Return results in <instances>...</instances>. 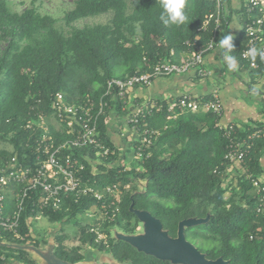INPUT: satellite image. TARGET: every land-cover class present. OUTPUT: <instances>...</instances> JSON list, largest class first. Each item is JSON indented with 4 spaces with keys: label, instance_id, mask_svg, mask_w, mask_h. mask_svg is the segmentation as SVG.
Masks as SVG:
<instances>
[{
    "label": "trees",
    "instance_id": "trees-1",
    "mask_svg": "<svg viewBox=\"0 0 264 264\" xmlns=\"http://www.w3.org/2000/svg\"><path fill=\"white\" fill-rule=\"evenodd\" d=\"M215 10L212 0H185L186 21L165 25L159 18L163 11L160 0H75L63 16V29L52 16L41 14L34 1L16 12L7 0H0V144L10 148L0 149V166L13 155L22 163L32 164L35 141L42 131L31 132L25 125L36 123L40 114L55 144L69 138L61 129L57 132L50 120V100L54 94L60 93L66 103L78 105L87 98L99 99L109 80L148 73L158 61L176 62L174 57L186 52L185 43L196 38L197 26ZM103 14L110 15L105 24L82 28L73 25ZM224 28L222 17L215 32L211 26L199 35V44L212 37L217 42ZM235 42L237 46L231 54L242 61L240 53L246 39L242 34V41ZM255 59L257 69L242 62L255 76H264V59ZM157 102L161 109L153 110L146 126L158 131L159 136L138 172L123 171L124 165L115 156L100 160L93 171L91 162L80 155L88 151L76 152L84 166L81 187L100 191L118 183L129 185L113 220L100 224L80 222L78 218L95 208L97 201L93 196H80L76 202L69 197L60 210L44 211L40 216L52 225H73L77 245L65 244L69 238L63 234L64 229L50 245L44 235L31 229L30 220L38 213L32 212L30 201H26L19 230L24 241L3 234L0 264H37L29 252L21 249L28 246H48L55 259L68 264L85 261L90 251L105 253L118 264H172L138 252L114 237L113 231L137 234L140 223L130 212L131 206L158 219L170 238L176 237L179 222L209 215L207 223L185 231L191 232L192 241L214 243L200 248L206 258H221L229 264H264V205L259 207L261 196L245 175L238 176L235 185L227 184L225 170L229 165L224 155L228 142L218 130L215 116L176 111L172 119L169 102ZM121 106L118 99L109 103L98 123L100 139L116 153L118 149L107 136V120L113 110L124 115ZM258 129L264 131L261 126L237 130V137L244 139ZM249 144L244 169L264 187V135ZM13 209L14 201L7 195L5 213ZM95 227L106 235V244L95 242L97 234L90 232Z\"/></svg>",
    "mask_w": 264,
    "mask_h": 264
},
{
    "label": "built area",
    "instance_id": "built-area-1",
    "mask_svg": "<svg viewBox=\"0 0 264 264\" xmlns=\"http://www.w3.org/2000/svg\"><path fill=\"white\" fill-rule=\"evenodd\" d=\"M215 2L214 13L204 17L196 28L197 36L192 41L185 43L186 57L180 62L170 60L158 61L151 71L143 74H135L125 80L112 79L106 83L104 94L97 100L87 98L78 105L65 102L64 96L56 93L51 97L50 108L52 111L50 120L56 131L62 132L69 138L60 144H55L49 135L48 126L42 114L38 115L36 123L27 122L25 127L31 132L36 129L42 131V135L35 141L33 149L32 164H25L18 160L16 155L6 159L0 166V237L8 234L14 239L22 242L23 235L20 233V219L26 201H30L32 212H37L38 217L44 211L60 210L63 201L69 197L76 202L80 196H93L97 206L84 214L86 221L100 224L111 221L119 213L121 198L129 185L114 184L95 191L90 187H81L82 171L84 166L80 163L82 159L89 160L92 169L100 160L109 156H115L116 160L124 165L123 171L134 169L141 170L142 163L149 157V150L157 140L159 132L146 126V120L153 110H160L161 105L157 101L145 104H134L132 98L127 94L135 88H148L153 80L171 75H182L193 71L197 78L206 79L210 72L203 67V58L217 47L212 37L208 42L199 44L200 34L207 32L212 26L213 32L219 27L223 16L222 0ZM247 22L243 26L246 42L240 53V59L247 63L250 69H257L256 59L252 57V50L256 56L264 53V0H248L245 5ZM255 56V57H256ZM116 99L122 101L120 111L124 113V123L135 135L130 147V154L121 151L117 153L106 146L99 137L98 123L109 103ZM129 104H131L129 106ZM204 112L215 116L216 126L222 137L228 142L224 160L228 163V169L235 163L242 167L243 174L247 180H251L252 186L259 194V207L264 205V187L259 180L251 179L247 175L244 166L250 149L249 142L254 138L263 136L264 132L255 130L246 138L237 137V129L234 124L221 125L219 120L222 116L223 107L216 91L208 98L196 99L191 96H182L168 104V112L173 117L174 112ZM171 117V118H172ZM170 118V117H168ZM68 153H63V151ZM89 154H93L91 159ZM91 159V160H90ZM120 159V160H119ZM115 160V161H116ZM10 195L14 201V209L11 213H5V199ZM259 212V209H258ZM37 218V217H36ZM97 234L96 243L106 244V235L99 233L95 227L90 230Z\"/></svg>",
    "mask_w": 264,
    "mask_h": 264
},
{
    "label": "crops",
    "instance_id": "crops-1",
    "mask_svg": "<svg viewBox=\"0 0 264 264\" xmlns=\"http://www.w3.org/2000/svg\"><path fill=\"white\" fill-rule=\"evenodd\" d=\"M247 1L226 0L223 3L222 17L225 19V28L221 31L220 38L216 42L217 47L203 58V67L210 72L208 78L199 79L193 71L182 75L161 77L153 80L148 88H135L127 94V98L131 97L134 104H145L147 101L168 103L182 96L204 99L216 91L223 107L219 120L221 125L234 124L240 132L248 130L249 127L261 126L264 128V76H255V73L248 69L245 63L231 54V50L220 48L218 43L224 35L231 34L233 36L232 49H235L237 46L235 41H242V34L245 37L243 26L246 23L245 5ZM226 54L235 58L234 68L228 67L225 60ZM185 57L184 52L175 56L174 60L178 63ZM175 116L176 114L172 119ZM107 132L114 147L129 155L135 135L125 125L123 114L120 115L114 110L110 112L107 120ZM262 166L264 167V156ZM242 174V167L235 163L226 173L227 184L235 185L237 177ZM46 236L44 234V239ZM48 244L50 243L48 242Z\"/></svg>",
    "mask_w": 264,
    "mask_h": 264
},
{
    "label": "water",
    "instance_id": "water-1",
    "mask_svg": "<svg viewBox=\"0 0 264 264\" xmlns=\"http://www.w3.org/2000/svg\"><path fill=\"white\" fill-rule=\"evenodd\" d=\"M132 212L142 226L141 234L124 235L115 232L114 237L117 240L126 242L138 252L152 256L161 261H169L172 264H228L227 261L217 259L215 261L206 260L204 255L199 253L185 238L184 231L189 228H195L208 222L209 215L204 219H187L178 223L175 238H170L158 219L151 216L146 211H137L130 207ZM29 252L37 261V264H68L61 262L53 256L52 249L47 248L42 251L33 246L21 247ZM77 264H95L92 262H80ZM107 264H117L108 261Z\"/></svg>",
    "mask_w": 264,
    "mask_h": 264
},
{
    "label": "rangeland",
    "instance_id": "rangeland-1",
    "mask_svg": "<svg viewBox=\"0 0 264 264\" xmlns=\"http://www.w3.org/2000/svg\"><path fill=\"white\" fill-rule=\"evenodd\" d=\"M8 4L12 11L20 12L24 8L29 7L30 4L34 1V5L37 7L38 11L43 15H49L52 16L54 19L57 20V25L59 27H62L64 29L63 24V16L66 11L71 9L74 5L75 0H7ZM110 15L109 14H103L87 19H83L81 21H78L74 23L73 25L77 28H82L83 26H92L97 24H105L109 21ZM67 31V29H66ZM54 122H52L53 124ZM5 148L10 150V148L7 145L0 144V149ZM168 205H172L171 202H167ZM78 220L82 223L86 222V218L79 217ZM90 222V221H89ZM31 229L34 232L41 233L42 235L46 234L45 240L50 243V245L53 244V237L59 233L61 229H64V233L66 236H68L69 240L65 243L68 247L77 245L76 241V229L73 225L67 224V225H52L50 224L46 219L43 217H37L35 219L30 220ZM45 232V233H44ZM115 232L113 231V235ZM142 232V226L140 224L139 230L137 234H141ZM119 233V232H118ZM136 234V235H137ZM186 240L188 242L193 243L192 238L188 234V236H185ZM203 242V241H198ZM207 243V242H206ZM48 246H42L40 250L46 251ZM38 249V248H37Z\"/></svg>",
    "mask_w": 264,
    "mask_h": 264
},
{
    "label": "clouds",
    "instance_id": "clouds-1",
    "mask_svg": "<svg viewBox=\"0 0 264 264\" xmlns=\"http://www.w3.org/2000/svg\"><path fill=\"white\" fill-rule=\"evenodd\" d=\"M161 7L163 11L160 14V20L165 24H183L187 17L183 11L185 6V0H160ZM233 36L231 34L224 35L219 40V47L222 49L231 50L233 48L232 44ZM256 51L252 50L251 55L253 58L256 56ZM261 58L264 59V53H261ZM225 60L229 68L235 67V58L229 55H225Z\"/></svg>",
    "mask_w": 264,
    "mask_h": 264
},
{
    "label": "flooded vegetation",
    "instance_id": "flooded-vegetation-1",
    "mask_svg": "<svg viewBox=\"0 0 264 264\" xmlns=\"http://www.w3.org/2000/svg\"><path fill=\"white\" fill-rule=\"evenodd\" d=\"M185 231H184L185 236L188 235L189 233H191L190 231L187 232V233ZM176 232H177V230H176ZM189 243L192 246H194L199 253L203 254L206 260L215 261L217 259H221V258H217V259H214V260L213 259H208V258H206L205 253L202 250H200V248L202 249V248L206 247L207 245H214V243H208V242L206 243L204 241L203 242L193 241V243H191V242H189ZM85 261L86 262H92V263H95V264H107L108 261L115 262L109 255H107L105 253L97 252V251H90L89 254L86 256V260ZM228 264H229V262H228Z\"/></svg>",
    "mask_w": 264,
    "mask_h": 264
}]
</instances>
